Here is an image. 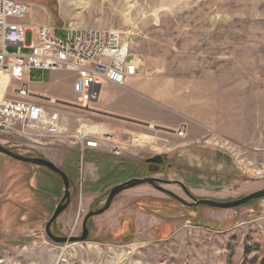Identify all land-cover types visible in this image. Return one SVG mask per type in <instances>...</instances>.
<instances>
[{"label":"rangeland","instance_id":"obj_1","mask_svg":"<svg viewBox=\"0 0 264 264\" xmlns=\"http://www.w3.org/2000/svg\"><path fill=\"white\" fill-rule=\"evenodd\" d=\"M17 1L30 6V26L125 34L143 63L135 78L164 116L150 124L97 109L65 111L70 134L81 119L98 133L113 132L115 145L124 147L121 158L90 151L84 165L72 141L33 147L10 135L0 143L47 159L68 176L71 203L52 224L54 236L80 237L85 216L101 209L116 186L150 178L145 162L157 156L165 166L153 177L179 181L198 199L232 202L264 190V178L254 175L264 168V0ZM146 137L147 144H135ZM165 189L191 202L181 188ZM64 197L54 172L0 154V264L264 261V198L229 210L190 208L144 185L91 218L85 242L63 244L45 229Z\"/></svg>","mask_w":264,"mask_h":264},{"label":"built area","instance_id":"obj_2","mask_svg":"<svg viewBox=\"0 0 264 264\" xmlns=\"http://www.w3.org/2000/svg\"><path fill=\"white\" fill-rule=\"evenodd\" d=\"M30 16L28 4L0 0V81L8 78L0 101V143L9 142L10 135L23 137L33 147L72 141L82 164L90 151L121 158L124 147L115 145L113 132L98 133L79 119L76 134H70L64 112H92L99 97L97 89L104 84L126 86L140 74L141 58L119 30L30 26L26 23ZM27 34L31 35L29 44ZM11 48L15 51L10 52ZM55 71L76 75L75 100L31 92V74ZM254 175L264 178V168Z\"/></svg>","mask_w":264,"mask_h":264},{"label":"crops","instance_id":"obj_3","mask_svg":"<svg viewBox=\"0 0 264 264\" xmlns=\"http://www.w3.org/2000/svg\"><path fill=\"white\" fill-rule=\"evenodd\" d=\"M69 80H64L65 76ZM30 90L37 96H50L58 100L69 101L70 96H75L73 92V85L76 75L69 72L55 71V72H42L33 73L29 76ZM45 81V83H43ZM132 90L129 94H124L125 89ZM99 97L95 103V109L103 113L113 114L120 118L149 122L150 124L155 121H161V114L157 113L159 106L151 98L149 89L144 84H139L136 78L131 79L126 86L119 87L112 84H104L97 89ZM123 93L121 96L116 97V94ZM148 94L149 98H145ZM151 97H150V96ZM160 112V110H159ZM160 115L162 116L160 118ZM124 122V120H118ZM127 122V121H126ZM130 124V122H127ZM110 123H103L106 129H111Z\"/></svg>","mask_w":264,"mask_h":264},{"label":"water","instance_id":"obj_4","mask_svg":"<svg viewBox=\"0 0 264 264\" xmlns=\"http://www.w3.org/2000/svg\"><path fill=\"white\" fill-rule=\"evenodd\" d=\"M150 127V126H149ZM0 154L5 155L15 161L21 162V163H26V164H31L37 167H43L46 168L55 174L59 175L60 178L63 181L64 184V190H65V197L62 199L60 205L54 212L53 217L50 219L49 223L46 226V234L47 236L54 242L57 243H77V242H85L88 238V222L91 218L97 217L100 215H103L105 212H107L110 207L113 204L114 199L119 196L121 193L124 191L133 189L138 186L142 185H151L155 187L156 190L159 192L165 193V194H170L172 197H174L178 202L183 204L186 207H198V206H205L208 208H213V209H221V210H229V209H234L240 206H244L252 202L253 200L257 199H263L264 198V190L255 192L253 194H250L244 198H241L236 201L232 202H218L214 200H208V199H197L194 197H190L191 202H187L180 198L179 196L165 190L164 188H161L160 186L157 185L158 181L153 179V178H146V179H132L122 185H119L112 189L105 205L96 211L89 212L82 223V235L80 237H56L54 236L50 229L52 224L59 218V216L68 208L70 204V181L68 176L61 170L59 169L56 165H54L52 162H50L47 159H41V158H31V157H25L20 154H17L2 144H0ZM159 156L153 157L147 160V162H157L159 160Z\"/></svg>","mask_w":264,"mask_h":264},{"label":"flooded vegetation","instance_id":"obj_5","mask_svg":"<svg viewBox=\"0 0 264 264\" xmlns=\"http://www.w3.org/2000/svg\"><path fill=\"white\" fill-rule=\"evenodd\" d=\"M145 164H146V167H147V169H148V172L150 173V175H151V177L150 178H153V179H155V180H157L158 181V183H157V185L158 186H160L161 188H170V187H177V188H181V190L184 192V194L190 199V197H194L192 194H191V192H189L187 189H186V187L181 183V182H179V181H171V180H166V179H161V178H155V177H153V176H155V175H157L159 172H160V170L165 166L164 164V159H163V157H160L159 158V160L157 161V162H147V160H146V162H145ZM84 165V164H83ZM166 168V167H165ZM83 171V170H82ZM57 175V174H56ZM59 176V175H58ZM60 177V176H59ZM133 179H135V178H133ZM146 179V178H145ZM62 180V179H61ZM132 180V179H131ZM70 181V180H69ZM130 181V180H129ZM63 182V181H62ZM128 182V181H127ZM126 183V182H125ZM124 184V183H123ZM64 185V184H63ZM120 185H122V184H120ZM119 186V185H118ZM142 186H144V185H142ZM147 186H151V185H147ZM117 187V186H116ZM138 187H140V186H138ZM152 188H155V187H153V186H151ZM135 188H137V187H135ZM165 190H167V189H165ZM112 191V190H111ZM167 191H169V190H167ZM169 192H171V191H169ZM111 193V192H110ZM162 193V192H161ZM171 193H173V192H171ZM163 194H165V193H163ZM174 194V193H173ZM110 195V194H109ZM165 195H167V196H169V197H172L170 194H165ZM109 197V196H108ZM172 198H174V197H172ZM181 198V197H180ZM195 198V197H194ZM108 199V198H107ZM175 199V198H174ZM198 199V198H197ZM176 200V199H175ZM62 201V200H61ZM61 201H60V203H61ZM107 201V200H106ZM70 203H71V193H70ZM70 205V204H69Z\"/></svg>","mask_w":264,"mask_h":264},{"label":"bare ground","instance_id":"obj_6","mask_svg":"<svg viewBox=\"0 0 264 264\" xmlns=\"http://www.w3.org/2000/svg\"><path fill=\"white\" fill-rule=\"evenodd\" d=\"M7 80H5L4 78L0 81V101L1 99L5 96L6 91H7ZM148 137L144 138V139H140V140H136L135 144H147L148 143Z\"/></svg>","mask_w":264,"mask_h":264},{"label":"trees","instance_id":"obj_7","mask_svg":"<svg viewBox=\"0 0 264 264\" xmlns=\"http://www.w3.org/2000/svg\"><path fill=\"white\" fill-rule=\"evenodd\" d=\"M261 264H264V261Z\"/></svg>","mask_w":264,"mask_h":264}]
</instances>
